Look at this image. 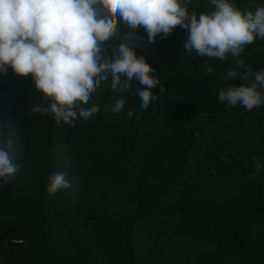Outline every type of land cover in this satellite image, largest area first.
<instances>
[{
  "label": "trees",
  "instance_id": "obj_1",
  "mask_svg": "<svg viewBox=\"0 0 264 264\" xmlns=\"http://www.w3.org/2000/svg\"><path fill=\"white\" fill-rule=\"evenodd\" d=\"M188 8L214 10L211 0ZM117 28L109 54L127 42L160 81L147 109L137 81L114 92L109 75L85 106L99 105L97 114L57 126L32 113L43 98L30 76L0 75V143L13 140L19 165L0 184V264H264V106L218 100L221 88L250 84L224 79L237 59L264 70V40L222 61L184 50L179 27L154 42L143 28ZM58 172L71 186L49 194Z\"/></svg>",
  "mask_w": 264,
  "mask_h": 264
},
{
  "label": "clouds",
  "instance_id": "obj_2",
  "mask_svg": "<svg viewBox=\"0 0 264 264\" xmlns=\"http://www.w3.org/2000/svg\"><path fill=\"white\" fill-rule=\"evenodd\" d=\"M188 3L189 0H0V75L11 69L18 77L30 76L34 91L43 98L31 109L32 113L51 115L57 126L63 123L71 127L77 120L86 122L100 111L99 105L85 106L109 75L114 92L128 90L133 80L142 86L137 92L142 109L157 100L151 90L160 81L153 77L156 71L144 56L138 57L127 42L112 47L109 54L106 43L120 35L118 24L129 32L143 28L150 42L158 35L167 39L179 27L187 30L184 50L222 61L228 54L233 58L241 56L257 37L264 40V6L255 11L241 10L229 0H211L214 10L197 14L189 11ZM211 72L212 68L206 66L205 74ZM224 79L250 84L221 88L219 102L248 111L264 106V70L254 73L237 59L235 68L227 69ZM124 104L123 99L117 100L112 111L120 112ZM127 115L131 118L133 111ZM12 145L11 138L0 143V184L6 185L19 170L10 153ZM255 167L257 172L261 170L259 161ZM67 176L66 172L52 175L47 192L55 194L70 187Z\"/></svg>",
  "mask_w": 264,
  "mask_h": 264
}]
</instances>
